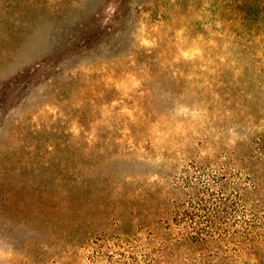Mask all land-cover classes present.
I'll list each match as a JSON object with an SVG mask.
<instances>
[{"label": "rangeland", "instance_id": "obj_1", "mask_svg": "<svg viewBox=\"0 0 264 264\" xmlns=\"http://www.w3.org/2000/svg\"><path fill=\"white\" fill-rule=\"evenodd\" d=\"M209 259L264 264V0H0V264Z\"/></svg>", "mask_w": 264, "mask_h": 264}, {"label": "trees", "instance_id": "obj_2", "mask_svg": "<svg viewBox=\"0 0 264 264\" xmlns=\"http://www.w3.org/2000/svg\"><path fill=\"white\" fill-rule=\"evenodd\" d=\"M208 237H210V236H204L202 234H199V235L186 236L184 239H185V241H187L189 243H192L193 242L196 245V242L197 243H199V242H201V243L208 242L209 241L208 240ZM214 237L215 236H213L211 238V240H213ZM200 250H201L200 253H201L202 257H203L205 255L206 251L204 249H200ZM215 259L214 260H212V259H209V260H200L198 262V264H217V262H216L217 260H215Z\"/></svg>", "mask_w": 264, "mask_h": 264}]
</instances>
